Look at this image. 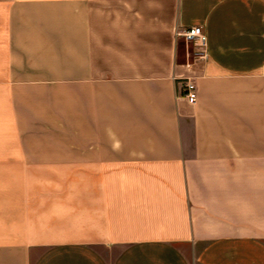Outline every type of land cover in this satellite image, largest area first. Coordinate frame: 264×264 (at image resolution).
Returning <instances> with one entry per match:
<instances>
[{
  "label": "crops",
  "instance_id": "obj_1",
  "mask_svg": "<svg viewBox=\"0 0 264 264\" xmlns=\"http://www.w3.org/2000/svg\"><path fill=\"white\" fill-rule=\"evenodd\" d=\"M0 264H264V0H0Z\"/></svg>",
  "mask_w": 264,
  "mask_h": 264
},
{
  "label": "built area",
  "instance_id": "obj_2",
  "mask_svg": "<svg viewBox=\"0 0 264 264\" xmlns=\"http://www.w3.org/2000/svg\"><path fill=\"white\" fill-rule=\"evenodd\" d=\"M181 35L186 40V42L194 43L202 51L206 50L208 38L201 25H194L191 28L185 30ZM182 94L191 104H195L198 99L196 83L187 78L184 81Z\"/></svg>",
  "mask_w": 264,
  "mask_h": 264
},
{
  "label": "rangeland",
  "instance_id": "obj_3",
  "mask_svg": "<svg viewBox=\"0 0 264 264\" xmlns=\"http://www.w3.org/2000/svg\"><path fill=\"white\" fill-rule=\"evenodd\" d=\"M194 46H196L194 43H188L186 40L182 41L180 43L179 48V58L181 61L189 59L188 56L191 54V58L193 56ZM189 53V55H188ZM188 57V58H187Z\"/></svg>",
  "mask_w": 264,
  "mask_h": 264
}]
</instances>
